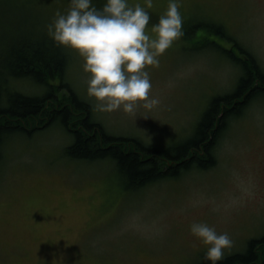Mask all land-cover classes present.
<instances>
[{
  "label": "rangeland",
  "instance_id": "obj_1",
  "mask_svg": "<svg viewBox=\"0 0 264 264\" xmlns=\"http://www.w3.org/2000/svg\"><path fill=\"white\" fill-rule=\"evenodd\" d=\"M26 1L27 10L0 0V49L23 33L53 40L47 24L70 3ZM136 3L150 12L146 31L154 36L151 25L168 0H152L150 8L146 0H129ZM179 10L182 31L192 21L221 24L231 41L222 39L219 46L233 53H238L234 44L243 48L241 56L252 55L264 70V0H180ZM63 47L70 58L66 82L91 104L95 121L110 134L155 146L191 136L212 98L231 93L242 76L222 52L187 47L182 34L159 56L158 66H147L150 94L159 98L158 105L145 109L141 104L132 114L99 111L87 95L83 57ZM51 83L62 88L59 97L66 93L60 79ZM17 86L39 92L28 81ZM70 137L54 125L32 139L6 142L0 166V264H196L206 245L191 233L193 222L230 235L234 243L223 257L244 251L250 240L264 235L263 98L230 122L211 168H194L135 190L122 189L109 160L65 158Z\"/></svg>",
  "mask_w": 264,
  "mask_h": 264
},
{
  "label": "trees",
  "instance_id": "obj_2",
  "mask_svg": "<svg viewBox=\"0 0 264 264\" xmlns=\"http://www.w3.org/2000/svg\"><path fill=\"white\" fill-rule=\"evenodd\" d=\"M95 1L102 7L101 0ZM14 2L21 3L22 9L29 6L26 0H3L2 4ZM36 37L33 33L19 34L0 49V166L8 140L32 139L59 125L72 140L64 152L65 158L85 162L109 160L124 191L143 188L175 179L194 168H211L215 165L218 142L230 122L243 116L252 102L264 99V70L258 61L252 55L241 56L246 52L235 44L233 48L239 56L219 46L222 39L231 41L223 25L192 21L183 30L187 47L222 52L241 68L242 76L231 93L212 98L191 136L172 145H149L133 136L110 134L95 121L91 104L66 82L70 58L64 47L48 36ZM56 79L66 89L62 97V88L51 83ZM23 81L32 83L39 92L18 89V83ZM196 264L210 261L203 255ZM218 264H264V235L250 240L244 251L223 257Z\"/></svg>",
  "mask_w": 264,
  "mask_h": 264
},
{
  "label": "clouds",
  "instance_id": "obj_3",
  "mask_svg": "<svg viewBox=\"0 0 264 264\" xmlns=\"http://www.w3.org/2000/svg\"><path fill=\"white\" fill-rule=\"evenodd\" d=\"M146 3L150 8L152 0ZM179 3L168 0L158 22L151 25L154 36L146 31L150 12L140 3L130 5L129 0H104L99 8L93 0H70L66 11L57 10L47 24L48 34L83 57L87 95L96 101L94 110L122 109L132 114L141 104L152 109L160 103L150 94L147 66H158L159 56L183 34ZM190 231L206 245L204 259L210 264H218L234 243L227 232H218L206 222H193Z\"/></svg>",
  "mask_w": 264,
  "mask_h": 264
},
{
  "label": "bare ground",
  "instance_id": "obj_4",
  "mask_svg": "<svg viewBox=\"0 0 264 264\" xmlns=\"http://www.w3.org/2000/svg\"><path fill=\"white\" fill-rule=\"evenodd\" d=\"M22 1H23V0H22ZM5 12H6V11H5ZM57 101H58V100H57ZM58 102H59V101H58ZM50 107H51V106H50ZM36 117H37V116H36ZM27 121H28V120H27ZM33 124H34V123H33ZM121 144H122V143H121ZM193 150H194V149H193ZM190 152H191V151H190ZM190 152H189V153H190ZM188 159H189V158H188Z\"/></svg>",
  "mask_w": 264,
  "mask_h": 264
}]
</instances>
